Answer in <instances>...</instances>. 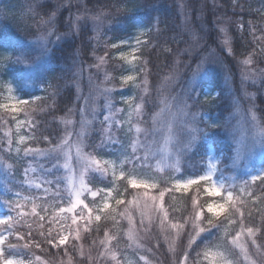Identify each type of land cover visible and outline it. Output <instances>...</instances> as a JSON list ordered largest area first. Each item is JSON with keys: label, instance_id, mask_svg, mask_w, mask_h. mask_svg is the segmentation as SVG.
Listing matches in <instances>:
<instances>
[{"label": "trees", "instance_id": "obj_1", "mask_svg": "<svg viewBox=\"0 0 264 264\" xmlns=\"http://www.w3.org/2000/svg\"><path fill=\"white\" fill-rule=\"evenodd\" d=\"M97 14H102L109 26L99 35L100 41L93 35L90 23ZM78 16L83 17L82 24L73 23ZM41 25L53 30L51 37L55 39L50 45L44 74L34 79V82L43 80L44 92L37 91L36 87H28L27 72L19 61V58L28 64L33 61L26 41ZM140 31L147 32L140 52L144 68L141 79L146 77L153 91H158L163 79L165 81L174 75L177 65L186 72L196 67L202 68L206 74L201 84L213 93L220 92L212 106L199 98L191 112L205 111L200 122L206 127L209 124L205 122L204 114H209L210 121H214V125L207 127L210 132L208 146H213L218 156L222 155L220 168L225 170L232 156L229 145L224 144L225 135L222 133L227 114H231L228 79L237 89L236 97L240 102L244 101L241 92L252 96L255 112L264 125V0H0V61L10 55L16 59L15 63L4 68L0 64V101L2 84L6 81L17 87L23 100L38 98L28 102L23 111L32 117L27 124L31 140L19 158H15L13 152L15 122L0 109V160L21 169L26 150H47L59 143L58 127L52 125L73 108L77 99L75 93L63 83V78L69 75L68 67L78 66L86 72L95 66L96 57L105 58L109 62L105 69L110 81L108 85L116 92V102L134 95L135 89L121 81L127 67L113 57V45L134 37ZM242 71L250 73L256 81L245 84ZM72 78L76 79L75 76ZM156 94L154 92L146 102L145 122L154 110L152 105ZM124 138L127 140L129 133ZM92 144L98 158H111L109 151L100 152L97 143ZM206 153L205 143L187 152L178 177L182 180L201 178L208 168ZM16 175L20 176V173L16 171ZM112 181V177L106 180L96 178L91 184L111 188ZM172 182V179L161 181L154 194L162 201L169 222L180 230L177 251L171 254L168 244H161L160 250L148 258L147 264H181L185 254L186 264H204L202 261L208 251L229 247V242L248 228L253 229L256 241V247L250 249V254L258 259V252H264V179L254 187L250 184L233 189L230 207L219 218L208 214L207 207L212 203H222L223 197H209L203 183L188 193H178ZM121 185L125 192L120 195L123 203L119 210L141 190L126 188L125 183ZM17 208L12 193L0 192V212L15 215ZM31 210L30 206L26 211ZM197 213L200 214L198 219ZM42 219L44 224H41V228L26 216L24 221L7 222L0 230V235L5 237L3 258L23 259L26 264H81L79 260L72 261L77 258L73 252V248L77 247L74 240L62 245L56 230L46 218ZM34 224L36 228H33ZM124 230L123 221H119L118 216L93 222L83 237L82 245L97 248L100 242L106 240L109 247L121 249L124 242L120 235H124ZM155 239L153 241L157 243ZM9 245L14 247L10 248ZM226 250L231 259H236L231 250ZM261 264H264V260Z\"/></svg>", "mask_w": 264, "mask_h": 264}, {"label": "rangeland", "instance_id": "obj_2", "mask_svg": "<svg viewBox=\"0 0 264 264\" xmlns=\"http://www.w3.org/2000/svg\"><path fill=\"white\" fill-rule=\"evenodd\" d=\"M74 22L82 24L83 17H76ZM90 23L93 35L100 41L99 35L109 27L107 19L102 14H97ZM47 31L48 29L41 25L37 31L34 30L33 35L27 37V47L33 54V61L30 64L19 58L22 63L20 66L25 68V73L27 72L28 87L31 89L36 87L40 92L45 90L43 80L34 82V79L44 74V68L49 61L50 45L55 41L52 37H49L50 43L39 39ZM146 33L140 31L134 37L113 45L115 51L113 57L127 67L121 81L127 87L135 89L132 96H125L116 102V92L108 85L110 81L105 69L109 62L105 58L96 57L95 66L90 71L84 72L78 66L67 68L69 75L66 79L63 78V83L75 93L76 103L63 114L57 124L54 122L52 126L58 127L59 143L66 138V130L72 133L69 138L70 147L64 151L58 149L57 152L50 153L46 150L32 151L28 155L24 153L21 169L0 160V192L12 193V198L18 206L15 209L18 213L15 215L0 212L2 221L0 230L9 221H24L25 216L41 228V224H44L42 218H46L50 226L56 230L58 240H63L62 245H66L70 240L77 244V247L73 248L77 258L72 261L79 260L81 264L104 262L147 264L148 258L160 250L161 244H168L169 252L176 253L180 238L179 228L169 222L162 201L154 194L161 181L172 179L178 193H188L203 183L209 197H223L222 203L210 204L211 212L208 211L210 205L207 207L208 214L213 218H219L230 207L233 189L244 188L250 184L254 187L261 180L254 177L264 178V139L258 134V128L263 123L255 112L254 104L251 102L252 96L241 92L244 101L240 102L238 96L236 97L237 89H234L231 79H228L231 114H227V123L222 133L225 135L224 144L229 145L228 150L232 156L229 157L231 162L229 161L225 170H221L222 155L218 156L214 147L208 146L210 132L207 127L214 125V121H210L209 114H204L205 122L209 124L206 127L200 122L205 111L191 112L199 98L212 106L218 100L220 92L213 93L201 84L202 77L206 74L202 68L196 67L191 72H186L177 65L174 75H170V79L165 81L163 79L158 91H153L146 77L141 79L144 68L140 52L146 42ZM12 62L15 63L16 59L10 55L1 58L0 64L4 68ZM242 74L245 84L256 81L250 73L242 71ZM73 76L76 79H73ZM128 77L132 79L129 80ZM2 89L0 109L15 122L13 152L15 158H19L31 140L27 124L32 117L30 113L23 111L28 102L38 98L23 100L17 87L7 81L2 84ZM154 92H157L152 105L154 110L145 122L143 116L146 102ZM164 102L168 105L167 108ZM138 106L140 111H137ZM82 109L85 110L83 114ZM105 116H109L110 119L102 123ZM253 116L256 117L255 120ZM154 119L171 124L172 138L167 145L163 138H160L159 143L149 152L143 147L145 142L143 133H137L136 128L149 129ZM77 132L86 135L77 139ZM126 133H129L127 140L124 138ZM92 142L97 143L100 152L109 151L111 158H98ZM202 143L206 144L208 154V168L202 176L205 179H180L178 176L181 173L182 160L187 158V152H192ZM77 145L81 148L79 155L76 152ZM65 151L68 152L67 156ZM41 152L45 154L41 155ZM115 152L118 154L115 155ZM136 156L140 159L135 160ZM129 160L133 162H125ZM65 164L67 167H64ZM16 171L20 176L16 175ZM107 177L113 178L111 188L91 184L96 178L106 180ZM130 180L136 181L137 186L133 187L129 183ZM190 181L197 183H189ZM121 183H125L126 188L141 190L119 210L123 203L120 195L125 192ZM77 190L80 191L79 200L75 195ZM92 192H96L97 195L93 197ZM221 205L223 207H220ZM30 206L33 211H26ZM24 207L27 209L24 210ZM97 216L100 217L99 220L96 219ZM115 216H118L119 221H123L125 226L124 235H120L124 242L121 249L109 247V241L106 240L100 242L97 248L82 245L83 237L90 230L91 223L106 218L113 219ZM35 224L33 228H36ZM155 238L157 243L153 241ZM253 240L254 234L243 230L229 242V247H226L229 252L232 251L236 259H231L224 247L208 251L202 262L261 264L264 252H258L260 254L258 259L250 254V249L256 247L252 243ZM242 249H246V254ZM12 260L26 264L23 259Z\"/></svg>", "mask_w": 264, "mask_h": 264}, {"label": "snow or ice", "instance_id": "obj_3", "mask_svg": "<svg viewBox=\"0 0 264 264\" xmlns=\"http://www.w3.org/2000/svg\"><path fill=\"white\" fill-rule=\"evenodd\" d=\"M43 23V22H42ZM52 35H54V31L53 30H48L47 32H45L44 34H42L40 36V40H44V41H48L49 43L51 42L49 40V37H51ZM245 63H249V61H245ZM128 79H132V77H128ZM163 102V101H162ZM87 103V102H86ZM165 103V107L167 108L168 105ZM85 110H81L82 114ZM137 111H140V107L138 106L137 107ZM162 112L164 111L163 109L161 110ZM110 119L109 116H105L104 117V121L103 122H106ZM256 117L253 116V120H255ZM69 123H72V121H69ZM136 132L137 133H143L144 135V144H143V147L145 148L146 151H152L153 147L155 145H157L159 143V139L160 138H163L164 142H165V145H167V143L171 140L172 138V126L170 123H168L167 121H164V122H161L159 121L158 119H154L153 120V125L149 128V129H141L140 127H137L136 128ZM258 134L261 136L262 139H264V125H261L259 126L258 128ZM86 134L83 133V132H77L76 133V136H77V139H80L81 137L85 136ZM65 136L66 138L63 139L59 144H53L51 145L50 148H48L46 150L47 153H50V152H57V150H61V151H64L66 148H69L70 145H69V138L72 136V133L71 132H68L66 130V133H65ZM45 139L47 140L48 138L45 137ZM49 143L51 144V141H49ZM33 150L32 149H28L26 150L25 154L28 155L32 152ZM135 151V149H134ZM76 152H77V155H79L81 153V148L79 147V145H77L76 147ZM41 155L45 154L44 152H41L40 153ZM68 155V152L65 151V156ZM135 160H139L140 157L139 156H136L134 157ZM126 163H132L133 161L129 160V161H125ZM64 167H67V164L64 165ZM201 179H205L204 177H201ZM254 179H264V178H261V177H254ZM48 183H51V181H48ZM129 183L133 186V187H136V181L134 180H130ZM189 183H197V181H190ZM47 191V190H46ZM58 194V193H57ZM93 197H95L97 195L96 192H92L91 193ZM75 195L77 197V199L79 200V197H80V191L77 190L75 192ZM163 195V193H161V196ZM117 203H121V201H117ZM108 205H105V207H107ZM220 207H223L222 205ZM208 211L211 212L212 211V206L210 205L209 208H208ZM200 214L197 213V219L199 218ZM97 220L100 219L99 216L96 217ZM243 223V221H241ZM0 223H2V221H0ZM211 226H214L212 225V222L209 221L208 222ZM175 227V225H174ZM201 231H203V229H201ZM248 233L249 234H252L253 233V229L252 228H248L247 229ZM61 243H63V240L60 241ZM191 239H190V243H191ZM5 243V237L0 235V246H2L3 244ZM252 243L255 245L256 244V241L253 240ZM27 245H25L26 247ZM9 247H14L12 245H9ZM257 250L259 251V246H257ZM242 251L245 252L246 254V249H242ZM4 256V250L3 248H0V264H23L22 261H14L12 259H4L3 258ZM186 261H187V254H185V260L184 261H181V264H186Z\"/></svg>", "mask_w": 264, "mask_h": 264}]
</instances>
